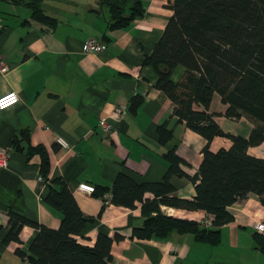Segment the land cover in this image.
<instances>
[{"label": "crops", "instance_id": "1", "mask_svg": "<svg viewBox=\"0 0 264 264\" xmlns=\"http://www.w3.org/2000/svg\"><path fill=\"white\" fill-rule=\"evenodd\" d=\"M141 1V17L124 28L108 29V11L98 0H44L43 10L56 19L54 26L31 20L20 3L0 0V94L14 91L19 96L17 104L0 110V149L10 151L8 167L0 169V264L24 263L15 249L28 253L36 233L23 226L20 242L3 244L8 208L47 227L59 225V213L42 200L47 183L39 174L41 158L27 153L37 145L46 148L49 177H62L82 213L94 220L80 240L91 245L98 232L124 235L112 243L114 264H264V232L255 229V223H264V204L253 193L228 207L232 220L219 228V242L213 245L192 233L131 238V227L143 222L139 203L128 208L111 203L109 193L78 190L80 183L110 187L121 171L136 181L160 182L167 171L163 154L171 147L186 162L181 166L189 176L201 161L205 140L172 115V102L155 87L157 73L146 61L172 13V0ZM90 37L106 49L85 52ZM183 72L177 66L171 77L178 81ZM138 96L142 103L131 113L130 102ZM121 105L125 108L117 113ZM225 107L214 95L210 108L225 132L247 137L260 125L246 116H223ZM104 118L110 123L107 131L98 124ZM160 124L172 130L164 145L158 142ZM230 146L221 136L210 143L213 151ZM247 152L264 158V141ZM170 181L172 195H194L189 178L172 176ZM161 210L200 223L207 216L202 210L165 205Z\"/></svg>", "mask_w": 264, "mask_h": 264}, {"label": "trees", "instance_id": "2", "mask_svg": "<svg viewBox=\"0 0 264 264\" xmlns=\"http://www.w3.org/2000/svg\"><path fill=\"white\" fill-rule=\"evenodd\" d=\"M10 1L22 4L31 20L47 26L56 24V19L44 12V0ZM98 3L108 11V29L124 28L144 14L141 0ZM169 8L172 13L146 61L157 73L155 87L172 102V115L205 140L197 172L187 175L181 166L186 162L171 147L163 154L167 171L160 182L136 181L121 171L110 187L96 185L92 194L109 193L111 203L128 208L139 203L143 222L131 227V238L192 233L196 240L214 245L220 239L219 228L232 220L228 210L231 204L251 193L264 204V158L247 152L249 146L264 141V0H172ZM177 66L184 72L174 81L171 74ZM214 95L226 106L223 116L236 120L246 116L261 127H254L247 137L225 132L215 120L217 113L210 108ZM141 103L142 96L134 97L131 113ZM157 135L164 145L172 138V130L160 124ZM216 136L228 138L231 146L211 150L210 143ZM27 153H37L41 158L39 174L47 183L42 200L59 213V225L47 227L8 208L5 220L9 228L2 243L20 242L21 228L29 226L36 233L28 253L15 249L24 262L21 264H114L112 243L124 235L98 232L91 245L83 243V231L94 222L93 218L82 213L62 177H49L50 162L43 145L29 147ZM172 176L189 178L194 183V195H172ZM147 192L152 197H146ZM162 205L202 210L212 216V226L166 215Z\"/></svg>", "mask_w": 264, "mask_h": 264}, {"label": "built area", "instance_id": "3", "mask_svg": "<svg viewBox=\"0 0 264 264\" xmlns=\"http://www.w3.org/2000/svg\"><path fill=\"white\" fill-rule=\"evenodd\" d=\"M106 49L105 43L99 42L97 39L90 37L86 40L83 46V50L85 52H91V51H103ZM2 64V59L0 57V65ZM19 101V96L16 92H6L3 94H0V110H5L10 106H13L17 104ZM124 105L118 106L115 110L117 113H121L124 109ZM99 126L102 128L103 131H107L110 127L109 121L104 118L99 121ZM59 144L62 146H67L66 142L59 138L58 139ZM9 158H10V151L8 149H0V169H4L8 167L9 164ZM39 179H41L39 177ZM78 190L83 191L85 193H92L94 190V186L86 183H80L78 185ZM205 227H211L212 226V216L207 215L205 219L202 220L201 223ZM255 229L261 232H264V223H255Z\"/></svg>", "mask_w": 264, "mask_h": 264}, {"label": "rangeland", "instance_id": "4", "mask_svg": "<svg viewBox=\"0 0 264 264\" xmlns=\"http://www.w3.org/2000/svg\"><path fill=\"white\" fill-rule=\"evenodd\" d=\"M10 159V158H9ZM9 165V164H8Z\"/></svg>", "mask_w": 264, "mask_h": 264}]
</instances>
